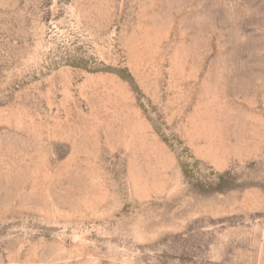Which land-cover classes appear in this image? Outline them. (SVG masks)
I'll list each match as a JSON object with an SVG mask.
<instances>
[{"label":"rangeland","instance_id":"rangeland-1","mask_svg":"<svg viewBox=\"0 0 264 264\" xmlns=\"http://www.w3.org/2000/svg\"><path fill=\"white\" fill-rule=\"evenodd\" d=\"M0 264H264V0H0Z\"/></svg>","mask_w":264,"mask_h":264}]
</instances>
